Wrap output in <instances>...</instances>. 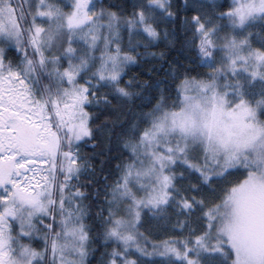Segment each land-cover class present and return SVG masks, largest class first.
Here are the masks:
<instances>
[{
    "label": "snow or ice",
    "instance_id": "1",
    "mask_svg": "<svg viewBox=\"0 0 264 264\" xmlns=\"http://www.w3.org/2000/svg\"><path fill=\"white\" fill-rule=\"evenodd\" d=\"M93 261L264 264V0H0V264Z\"/></svg>",
    "mask_w": 264,
    "mask_h": 264
},
{
    "label": "trees",
    "instance_id": "2",
    "mask_svg": "<svg viewBox=\"0 0 264 264\" xmlns=\"http://www.w3.org/2000/svg\"><path fill=\"white\" fill-rule=\"evenodd\" d=\"M114 2H116V3H121L122 0H114ZM160 47L163 48V45H161ZM155 50L158 51V50H160V49H155ZM139 72H140V69H139V68L133 67V68L131 69L130 73H129V76H126V77H125V80L129 79L131 75H135V74H137V73H139ZM89 151H90V149H89ZM154 223H155L154 221L147 220V218H146L145 226H144V228H142L141 230L144 231L145 228L150 227V226H151L152 224H154ZM170 234H171V235H174L175 233H170ZM164 238H165V236L162 235V234H160V235H153V236H152V239H157V240H159V239H164ZM97 255H98V254H97ZM93 264H95V261H93Z\"/></svg>",
    "mask_w": 264,
    "mask_h": 264
}]
</instances>
